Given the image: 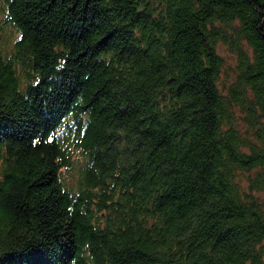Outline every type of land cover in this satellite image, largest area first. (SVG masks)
Listing matches in <instances>:
<instances>
[{
	"label": "trees",
	"instance_id": "1",
	"mask_svg": "<svg viewBox=\"0 0 264 264\" xmlns=\"http://www.w3.org/2000/svg\"><path fill=\"white\" fill-rule=\"evenodd\" d=\"M0 12V264H264V0Z\"/></svg>",
	"mask_w": 264,
	"mask_h": 264
},
{
	"label": "rangeland",
	"instance_id": "2",
	"mask_svg": "<svg viewBox=\"0 0 264 264\" xmlns=\"http://www.w3.org/2000/svg\"><path fill=\"white\" fill-rule=\"evenodd\" d=\"M4 16L0 12V51H2L4 54L8 53L11 49V43L14 42V40L17 37V33L7 24L1 23L3 21ZM221 55L225 59V65H224V70L222 72V80H224L226 83L229 80H232L233 77V66L235 63V55L231 53L225 46L222 44L219 45L218 47ZM254 171L251 172H245V175L253 176ZM67 180L70 181L73 177L71 173H67ZM244 185H247V182L244 180ZM259 198L264 200V190L258 194Z\"/></svg>",
	"mask_w": 264,
	"mask_h": 264
}]
</instances>
